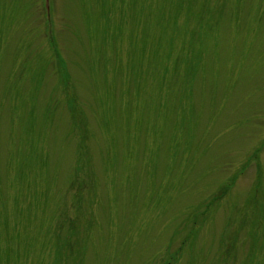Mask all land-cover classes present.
<instances>
[{"label":"rangeland","instance_id":"374dc122","mask_svg":"<svg viewBox=\"0 0 264 264\" xmlns=\"http://www.w3.org/2000/svg\"><path fill=\"white\" fill-rule=\"evenodd\" d=\"M51 2L0 0V264H264V0Z\"/></svg>","mask_w":264,"mask_h":264},{"label":"trees","instance_id":"16d2710c","mask_svg":"<svg viewBox=\"0 0 264 264\" xmlns=\"http://www.w3.org/2000/svg\"><path fill=\"white\" fill-rule=\"evenodd\" d=\"M39 7H40V14L42 13L41 12V4H40V0H39ZM106 13V15H107V11L105 12ZM107 23V16L103 19V22H102V24L103 23ZM44 38H46V36L44 35ZM53 38H54V36H53ZM46 41H47V45L48 46H50L51 47V44L49 43V41H48V39L46 38ZM55 42V40L53 39V43ZM22 49H24V48H22ZM55 49L57 50V51H54V53L55 54H57L56 56H55V58H52V60L53 61H50L52 64L51 65H55L54 63L55 62H58V61H60L61 59H62V51H61V49H60V46H56V43H55ZM79 158H81V154L79 155V157H78V160H79ZM75 171V170H74ZM87 173L89 174L90 173V169H88L87 170ZM88 177H89V175H88Z\"/></svg>","mask_w":264,"mask_h":264}]
</instances>
